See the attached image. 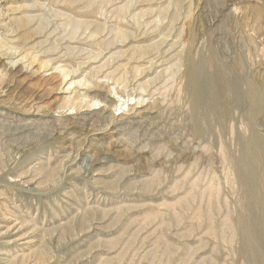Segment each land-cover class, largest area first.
Listing matches in <instances>:
<instances>
[{
    "label": "rangeland",
    "instance_id": "374dc122",
    "mask_svg": "<svg viewBox=\"0 0 264 264\" xmlns=\"http://www.w3.org/2000/svg\"><path fill=\"white\" fill-rule=\"evenodd\" d=\"M187 57L261 106L194 138ZM263 89L264 0H0V264L264 263L231 164Z\"/></svg>",
    "mask_w": 264,
    "mask_h": 264
},
{
    "label": "bare ground",
    "instance_id": "6f19581e",
    "mask_svg": "<svg viewBox=\"0 0 264 264\" xmlns=\"http://www.w3.org/2000/svg\"><path fill=\"white\" fill-rule=\"evenodd\" d=\"M187 61L189 68L188 72L184 73L186 75L184 77L185 84L183 85V93L192 111L189 128H191L195 136L194 138H204L203 135L206 134V131H211L210 126L213 121L218 122V124L223 127V122L232 106L244 108L248 115L253 114L254 109L261 106L263 98L262 87L256 86L252 78L242 73V71L237 72L230 67L215 66L214 73L212 75L207 74V76H204L202 79V77L198 75V71H196L191 57H187ZM209 65L214 67L215 64L213 61H210ZM261 114H263V112ZM261 114H259V116ZM204 125L208 127V130H205ZM237 140L239 146L242 148V152L240 153V157L235 156L237 159L231 157V164L233 168H235L234 171L237 180L246 186L245 196L248 197V200H253L259 212H262L264 210V163L263 147L261 146L262 142L254 133L247 138L239 136ZM254 221L256 222V220ZM255 232V230L251 231L247 239L250 241L251 245L257 242V233ZM257 232H259V234L263 233L262 230ZM255 246H257V244ZM261 250L263 249L261 248ZM252 255L254 256V254ZM254 260L256 261V259Z\"/></svg>",
    "mask_w": 264,
    "mask_h": 264
}]
</instances>
